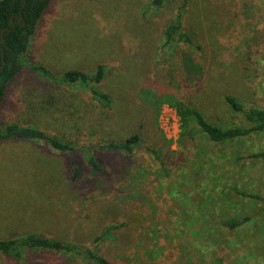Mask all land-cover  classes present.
Segmentation results:
<instances>
[{
  "label": "rangeland",
  "instance_id": "rangeland-1",
  "mask_svg": "<svg viewBox=\"0 0 264 264\" xmlns=\"http://www.w3.org/2000/svg\"><path fill=\"white\" fill-rule=\"evenodd\" d=\"M185 5L52 0L29 60L57 76L105 63L95 86L113 104L28 70L10 85L0 129L34 126L92 148L0 140V238H75L115 264H264V201L243 195L264 198V155L254 156L264 152V131L215 143L195 121L184 128L175 105L194 106L223 128L248 125L227 96L264 109V0ZM180 13L192 42L168 44L166 29ZM132 135L140 141L131 153L101 147ZM110 227L114 236L94 244ZM23 252L21 260L0 252V264H95L73 253Z\"/></svg>",
  "mask_w": 264,
  "mask_h": 264
},
{
  "label": "trees",
  "instance_id": "trees-1",
  "mask_svg": "<svg viewBox=\"0 0 264 264\" xmlns=\"http://www.w3.org/2000/svg\"><path fill=\"white\" fill-rule=\"evenodd\" d=\"M52 0H0V109L3 106L10 85H12L23 71L42 74L44 78L50 81H56L63 84L79 83L89 89L92 97L104 108H110L113 104L111 96L100 89L95 84H100L106 76V64L100 63L93 73L83 70H68L62 76H57L50 68L29 60L27 56L32 38L37 31L40 20L45 10ZM164 0H154V4L161 5ZM189 0H184L185 6ZM182 14L177 16L176 24L166 29V42L169 44L175 38L180 41L191 43V36L182 30ZM42 76V77H43ZM228 104L237 112H240L248 124L245 127L230 126L220 127L207 120L205 115L194 106H187L182 102H175L178 112L184 123V128H188L191 121H195L200 129L207 135L210 141L223 143L236 138H242L252 133L264 131V109L246 108L233 96H227ZM41 140L49 144L58 151L74 152L77 150H91V145H81L78 147L71 141H66L56 136L50 135L44 130L34 126H22L11 123L0 129V140L9 139ZM140 138L138 135H132L124 140L109 141L101 145L102 148L112 151H126L131 153L138 145ZM264 152L257 153L254 156H263ZM89 163L98 171L102 168L91 154ZM79 171H76V175ZM243 195L255 199L264 198L257 194L243 192ZM242 222L230 223L231 228H236ZM112 228L106 229L97 236L94 244L100 245L114 236ZM91 244L78 241L75 238H53L37 233H26L23 235L0 238V252L5 255H11L21 260L24 250L57 251L66 254H78L86 257L95 264H115L110 258L97 251Z\"/></svg>",
  "mask_w": 264,
  "mask_h": 264
}]
</instances>
